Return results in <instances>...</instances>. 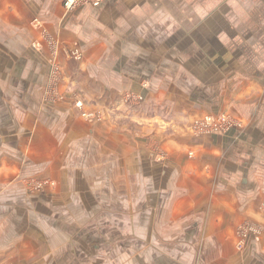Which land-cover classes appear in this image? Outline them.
<instances>
[{
  "label": "crops",
  "instance_id": "obj_1",
  "mask_svg": "<svg viewBox=\"0 0 264 264\" xmlns=\"http://www.w3.org/2000/svg\"><path fill=\"white\" fill-rule=\"evenodd\" d=\"M0 264H264V0H0Z\"/></svg>",
  "mask_w": 264,
  "mask_h": 264
},
{
  "label": "built area",
  "instance_id": "obj_2",
  "mask_svg": "<svg viewBox=\"0 0 264 264\" xmlns=\"http://www.w3.org/2000/svg\"><path fill=\"white\" fill-rule=\"evenodd\" d=\"M103 0H64V6L67 11L76 9L85 4H99ZM72 56L76 59L80 58V53L78 51H74ZM59 71V67L56 62L53 65V78L56 79L57 73ZM124 102L127 104H140L144 102V97L141 94H133L128 93ZM79 107H82L81 102H77ZM240 126V123L233 118L229 117L226 114H221L219 116H206L201 121L196 122L194 126V130L197 133H226L230 129Z\"/></svg>",
  "mask_w": 264,
  "mask_h": 264
},
{
  "label": "rangeland",
  "instance_id": "obj_3",
  "mask_svg": "<svg viewBox=\"0 0 264 264\" xmlns=\"http://www.w3.org/2000/svg\"><path fill=\"white\" fill-rule=\"evenodd\" d=\"M89 4H91V3H89ZM85 5H87V4H85ZM85 5H82V6H85ZM63 6H64V0H63ZM81 7V6H80ZM64 8H65V6H64ZM66 9V8H65ZM78 102H81V106L82 107H79L78 105H77V103H76V106L77 107H79V108H81V110H83L84 109V107H85V105H84V103H82V100H80V101H78ZM83 115H86L87 117H89V116H91V114L90 113H88V112H84V114ZM207 116H219V115H207ZM206 116H204L203 118H199V119H196V120H194L192 123H191V130L194 132V133H197L195 130H194V126H195V124H196V122H198V121H201L202 119H204ZM31 183V184H30ZM29 184H30V186L34 189V190H40V189H42L48 182H45V181H33V180H31V182H30ZM28 184V185H29ZM49 185H53V183H49Z\"/></svg>",
  "mask_w": 264,
  "mask_h": 264
}]
</instances>
